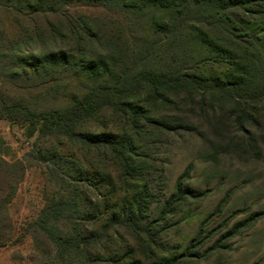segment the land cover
I'll use <instances>...</instances> for the list:
<instances>
[{"label": "rangeland", "instance_id": "rangeland-1", "mask_svg": "<svg viewBox=\"0 0 264 264\" xmlns=\"http://www.w3.org/2000/svg\"><path fill=\"white\" fill-rule=\"evenodd\" d=\"M203 8L207 10L202 9L197 25L216 31L224 18H231L253 43L254 48L248 46V50L264 60L262 1L218 9L223 13L221 21L211 15L208 5ZM45 11L32 9L25 15L12 11L9 16L0 12V43L8 39L6 43L16 45L13 54L9 48L0 51V93L6 97L40 92L35 97L39 104L62 105L68 96L52 92L53 79L59 83L58 78H62L71 89H77L80 82H92L85 81L81 72L44 73L49 66L44 58L49 52L64 46L73 48L95 37L94 49L103 55L107 74H113L123 65L138 63L145 39L150 41L156 34L146 23L152 12L139 15L146 10L69 0L57 10ZM224 36L236 43L235 50L243 46L238 37ZM123 39L129 49L120 42ZM41 68L43 77L25 78L34 77ZM217 68L226 69L224 65L212 66ZM207 91L166 93L156 100L145 92L136 97L152 122L145 123L134 136L133 145L137 153L144 154L145 167L138 185L146 184L151 194L144 215L145 222L154 219L149 231L153 241L146 243L123 228L119 234L127 239L140 264H155L157 256L183 252L193 238L197 240L177 264H264V105H256L255 121L241 123L230 114L234 103L225 100L219 106ZM97 118L104 120L106 127L126 126L108 109L101 110ZM155 121L168 127L162 128ZM46 147L74 154L84 160V167H88L85 160H95L104 170L117 174L116 166L103 152H92L61 136L37 132L29 136L24 126L0 118V264H57L52 244L30 226L46 195L61 191L60 169L41 155ZM178 184L184 193H175Z\"/></svg>", "mask_w": 264, "mask_h": 264}, {"label": "trees", "instance_id": "trees-1", "mask_svg": "<svg viewBox=\"0 0 264 264\" xmlns=\"http://www.w3.org/2000/svg\"><path fill=\"white\" fill-rule=\"evenodd\" d=\"M68 1L0 0V12L4 16H9L12 11L25 15L32 9L52 12ZM74 1L83 5L113 4L130 11L146 10L139 14L142 17L146 12H152L146 23L156 34L150 41L145 39L138 63L123 65L117 72L108 73L111 76L107 74L109 68L103 55L94 49L96 45L92 41L95 37H88L73 48L64 46L65 49L49 52L44 58L49 64L44 73L50 70L58 75L63 71L81 72L86 75L85 81L92 83L80 82L77 89H71L72 85L66 86L62 78H58L59 83L53 79L52 92L68 96L62 105L54 102L39 104L35 97L40 92L12 98L0 93V118L24 126L29 136L35 132L41 136H61L92 152H103L116 166L115 176L95 160H85L88 167H84V160L74 154H62L52 147L44 149L41 155L49 159L53 168L60 169L63 176L59 186L61 191L46 195L43 208L30 226L52 244L56 263L140 264L134 249L119 234V229L123 228L127 233L141 236L146 243L153 241L149 231L153 229L154 219L145 222L144 215L151 194L146 184L138 185L145 167L144 154L137 153L133 145L134 136L151 121L146 118L136 97L145 92L156 100L166 93L208 88L209 98L219 106L225 100L234 103L230 114L238 122L255 121L256 105H264V68L261 67L264 60L248 50L253 43L238 22L231 18L224 15L223 25L216 31L196 22L202 9L207 10L204 5H208L211 15H217V20L221 21L223 13L219 10L229 5L245 6L257 0ZM260 1L264 4V0ZM224 34L238 37L243 46L235 50L236 43ZM7 40L0 43V51L9 48L13 54L16 45L6 43L10 42ZM120 42L129 49L125 39ZM213 65H224L226 69H212ZM32 69L35 70L36 66ZM42 70L35 72L34 77L25 78L43 77ZM103 109L119 115L126 126L118 129L106 127V122L97 118ZM155 122L162 128L168 127ZM184 192L178 184L175 193ZM196 240L193 238L191 246L183 252L157 256L155 264H177L189 253ZM220 240L213 245H218Z\"/></svg>", "mask_w": 264, "mask_h": 264}]
</instances>
